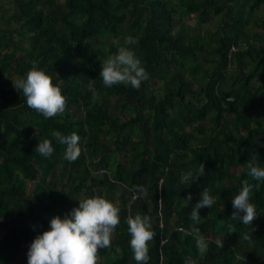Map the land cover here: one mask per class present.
I'll use <instances>...</instances> for the list:
<instances>
[{
	"label": "trees",
	"instance_id": "trees-1",
	"mask_svg": "<svg viewBox=\"0 0 264 264\" xmlns=\"http://www.w3.org/2000/svg\"><path fill=\"white\" fill-rule=\"evenodd\" d=\"M263 7L264 0H0V264H27L51 218L95 195L120 218L97 264H136L129 212L151 217L148 264H264V181L247 168L250 159L264 167V13L254 16ZM129 35L148 79L138 90L105 87L99 59ZM33 63L61 88L63 114L46 119L13 87L11 78ZM53 130L80 137L77 160L64 158ZM45 138L50 157L34 151ZM201 163L199 179L180 182ZM244 181L253 185V230L233 221L229 233ZM205 188L216 203L199 209L195 223L189 213ZM194 231L205 237L203 251Z\"/></svg>",
	"mask_w": 264,
	"mask_h": 264
},
{
	"label": "clouds",
	"instance_id": "clouds-1",
	"mask_svg": "<svg viewBox=\"0 0 264 264\" xmlns=\"http://www.w3.org/2000/svg\"><path fill=\"white\" fill-rule=\"evenodd\" d=\"M117 47L115 54L99 59L102 78L105 87L124 84L134 89H139L142 81L148 79V72L142 65V61L135 52L128 47L137 43L136 38L131 35L124 39L121 45L118 39L112 41ZM6 76V75H5ZM8 77V76H6ZM13 87L22 92L26 98L27 106L46 119L64 113L66 109V97L61 88L53 84L52 78L36 63L23 77L11 78ZM51 136L60 144L65 146L64 158L73 162L81 155L80 137L75 133L62 135L60 131H51ZM34 151L41 156L50 157L54 152L52 141L45 138L38 141ZM248 175L254 180L264 181V167L259 166L255 159L247 162ZM205 166L200 164L195 174L191 170L182 174L181 183L193 182L203 175ZM253 185L247 181L242 182L238 194L232 198L234 211L229 218V233L233 232V221L250 226L256 218L257 210L250 202V194ZM135 191V189H134ZM141 193L146 190L140 188ZM137 197L134 195L133 199ZM191 200V195L187 197ZM216 203L208 189L201 193V199L194 205L189 213V218L195 223L200 222L199 209L212 208ZM120 222L119 209L103 196L95 195L79 200L78 206L72 208L64 218L56 215L50 220V227L39 234L31 242L27 252V264H97L98 252L111 245V237ZM128 232L130 234V247L136 264H148L149 242L153 240L155 233L152 231L151 217L141 215L137 212L134 216L129 212L127 216ZM196 246L200 251L206 247L205 237L194 231ZM243 239L249 240L248 233ZM219 247H223V240L217 241ZM185 264H195L190 258H185Z\"/></svg>",
	"mask_w": 264,
	"mask_h": 264
},
{
	"label": "rangeland",
	"instance_id": "rangeland-1",
	"mask_svg": "<svg viewBox=\"0 0 264 264\" xmlns=\"http://www.w3.org/2000/svg\"><path fill=\"white\" fill-rule=\"evenodd\" d=\"M264 13V7L263 8H261V9H259V10H257L256 12H255V14H254V16L255 17H257V18H259L262 14ZM192 21V20H191ZM122 154L120 153L119 154V160H122Z\"/></svg>",
	"mask_w": 264,
	"mask_h": 264
}]
</instances>
